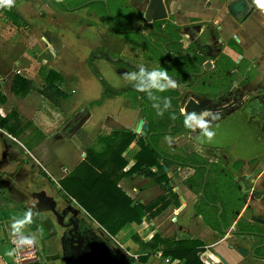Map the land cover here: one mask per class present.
<instances>
[{"label": "flooded vegetation", "instance_id": "obj_1", "mask_svg": "<svg viewBox=\"0 0 264 264\" xmlns=\"http://www.w3.org/2000/svg\"><path fill=\"white\" fill-rule=\"evenodd\" d=\"M108 1L113 3L118 13L116 25L121 28L117 31L104 19L108 22H105L107 36L116 37L118 50L122 52L121 58L112 62L130 63L123 58L127 41L131 42L128 45L134 51H145L148 55L147 61L141 53L134 60V74L139 81L129 88V91L141 94L135 99L139 101L143 98V103L150 109L140 112H151L156 125L163 121L165 113L173 115L169 134L167 131L155 132L148 139L147 130L144 138L148 142L152 139V143L158 145L163 138L169 137V142H176L175 151L183 152L173 154L169 159L172 162L169 168L171 206L176 208L173 189L179 172L183 173L182 185L192 196V201L184 210V219L181 221L176 217L172 223L171 227H176L173 239L200 242L204 245L202 254L207 250V243H245L248 245L247 250L243 248L245 257L254 264H264V94L242 91L232 75L222 79L213 74L202 79L197 76L200 71L195 66L201 69L198 65L206 61L202 52L205 31L201 28L192 30L197 31L191 38L194 51L183 48L185 30L176 24V17L182 12L184 0H163L166 16L162 19H158L154 9L149 11L151 0H93L91 4L105 5ZM81 5L77 10L90 3ZM61 9L64 11L63 7ZM144 63L154 64V70L166 72L167 77L153 82L151 74L142 70ZM182 63L185 70L177 74L182 75L180 86L184 91L181 92L180 88L174 92L166 83L175 81L171 78L176 72L173 68ZM150 83L144 90L145 85ZM139 85L143 87L142 92L137 90ZM149 89L147 94L145 91ZM187 91L198 98L199 104L195 106L191 99L188 109L180 110L179 103L189 99L188 95L184 98ZM125 92L126 89L121 95ZM220 92L222 95H219ZM111 95L107 93V97ZM178 98L179 101L176 100ZM83 118L84 114L70 120L71 125L63 132L65 139L77 132L73 130ZM213 133L215 135L211 136ZM7 146L9 139L0 134V195L9 196L12 192L17 198L23 196L22 203H28L30 200H26L27 195L21 189L29 188L34 192V199L36 195L41 197L37 203L43 206L44 212L52 213L50 208L55 211L60 224L62 234L58 244L61 251L53 256L45 254L43 261L40 260L42 264H55L56 256H59L61 264H130L127 257L111 244L108 245L110 253L105 250L104 235L96 231L69 200L51 188L42 169L29 158L18 155L20 162L15 173L9 174ZM193 228H198V233H194ZM240 248L235 250L239 257Z\"/></svg>", "mask_w": 264, "mask_h": 264}, {"label": "crops", "instance_id": "obj_2", "mask_svg": "<svg viewBox=\"0 0 264 264\" xmlns=\"http://www.w3.org/2000/svg\"><path fill=\"white\" fill-rule=\"evenodd\" d=\"M92 1L84 0L83 4H91ZM45 2L48 3V0H42L40 4H44ZM51 2L53 1L51 0ZM238 2L244 3L243 12L234 13L231 8ZM13 6H16L15 1L12 4V8ZM83 6H85L82 7L84 8V10H80L87 11V13L91 14L95 13L96 16L101 15L99 13L97 14V11H90L88 8H86L88 5ZM181 9L182 12L180 13V15L175 17L177 18L176 24L185 30V34H183L185 45L183 47L184 49L194 51L195 46L193 47L191 38H193L192 34L196 33L197 31L192 32V30H194L195 28H201L202 31H205V40L203 41L204 49L202 52L205 54L206 61L202 65H198L196 63L198 67L201 68L198 69L197 66H195L196 69L200 71L199 75L197 76L202 79L213 74L214 76H219L222 79L228 75H232L233 80L237 82L238 87L242 91L245 90L253 92L255 94H264V10L260 9L256 4H254L253 0H184ZM75 11L78 12L79 9L72 10L68 13L74 15L76 13ZM68 13L65 9L63 12H61V14L64 15H67ZM15 16L17 17V19H19L16 13ZM13 19L14 18H9V7L5 9L4 13L0 12V94L5 99V103L3 105L0 104V116L2 118H9L10 115L15 112L19 114V120L24 121V115L26 113L28 115L30 111L26 109L15 110L13 107H11L14 103L9 98V92L11 93L10 87L14 77L17 76L23 78L24 80L30 82V86L32 87L33 80L37 77L39 78V76L42 75L43 81H41V85H44L45 82V88L48 86L47 77L49 73L54 72L61 78V82L58 84L56 83L55 85L64 94V97L59 98L56 101V104H58L61 100L69 99L73 95L78 98L79 91L78 89H76L74 93H66L63 90L62 86L65 84V80L62 74V70L65 67H63L62 64H55V68H52V66L50 65V61H54V59L58 57V51L53 47V44L44 37V34H47V32L42 33L35 27L29 28L28 25L24 28H18L17 23H14ZM9 23L18 30L15 29L13 31V29L9 28ZM86 29L91 30L93 28ZM104 29H106L105 26ZM56 34H59V32L55 33V35ZM77 35H81V40L79 42H81L85 38L83 36L84 33L82 32ZM60 36H63L62 33H60ZM77 38L78 37H75L73 39L67 38L68 40H70V46L63 47V49L66 48V52H70L66 53L69 56L66 55L65 60H63L65 62H69L70 66L78 63L79 60L78 58H75V56L78 55L77 53H79L80 50H82L75 47V41ZM38 42L43 46L46 45L44 48V52L38 51ZM47 49L50 51H48ZM31 51L34 52L36 56L32 57L30 54ZM183 67V63L178 64L175 68H173V70L174 72L176 71V74L178 71L181 73L185 70V68ZM212 67H214L213 70L211 69ZM203 68H207V70L204 71ZM175 73L171 77L175 79V81L171 80L170 83H166V86L169 85L171 91L174 92L177 91V89L181 88V92H183L184 90L180 86V83L183 80L182 75L181 77L178 76L179 74L175 76ZM118 74H120L119 71ZM94 79H92V81L98 82L100 91L97 87H93L91 84V87L93 88L91 92L93 93L94 90L95 93L98 90L100 95V93H102V83L100 81L102 80V78ZM135 81L136 79L134 78V82ZM91 87L86 88V91H88ZM142 88L143 87L139 85L137 87V90L142 92ZM76 92H78V94ZM121 94L122 93L120 92L112 94L111 97H107V99H105L102 103L101 98V101L98 102V98L91 100L90 105H94L92 107H94L95 110L93 108L88 109V107L83 108L76 112L72 117H69L68 115V113H71L72 111L55 110V114L57 115V117H55L54 119L55 124L58 122L60 123L61 119L63 118L65 123L63 125V122L60 123L62 127L59 125V123L55 128L51 124H48L49 126H47V121L45 120V118L42 119V116H46V112H42V110H39L38 122L42 121V124H40V129H33V133H26L25 135V132L31 127L30 123L28 122L23 127L15 128V137L9 135L7 131L0 129V134L9 139V146H7L9 147V150L7 152V154L9 153V174L15 173V170L20 162L18 159V155L22 154L23 156H27L34 164H37L42 169L44 174L56 186H58L59 182L65 179L75 167L83 162L86 157L87 151L93 150L96 153H102L106 147L103 140L105 138L112 137L113 133L122 130L131 132L137 137L136 140L122 155V159L127 163V167L123 172H128L135 165L136 157L141 152L137 141L140 139L144 140V138L146 137V135L141 136V130L140 132L137 131L139 122L143 121L144 124L147 125L148 130V121H145L144 119L138 120L139 114L141 112L139 113L140 110L137 111V109H134L133 105H131L130 103L135 100L137 96L141 97V94H135L133 93V91H127L123 95ZM185 94L184 98H187L188 95L189 99H183V101L179 103L180 110L188 109L187 104L191 101V99H193L192 104L198 106V98H196L193 93L187 91ZM219 95H222V92H220ZM173 101H175V99H173ZM116 102L118 103L117 109L110 110L112 106L116 105ZM29 105L30 103H27L28 108ZM83 114L84 117L86 116V120L79 127L80 131L77 132L75 136L79 135V133H81L83 129L88 126H91V128L98 127L99 131H102L103 136L98 138L94 145L92 144L90 146L86 144L89 139L88 136L81 139L80 143H83L82 146L84 144L86 145L84 149L85 151H83L84 153H82L83 157L81 160L77 158V149L74 150V153L72 152L73 155L67 153V151L63 149H57L58 151L55 149V151L53 152L49 151L50 153H53L52 156L54 158V161L50 159L51 155L49 156V153L44 150V153L42 152L40 154L41 161L44 163V165H42L39 160H37L34 155H32L29 150H26L24 146H22L20 141L17 140V138L20 137L23 138L24 141H27V143L29 142L33 154L35 153V150L41 147H45L46 143L52 140L55 136L53 130H57L60 127V133L62 136L61 138L63 140H70L73 136L71 138L65 139L63 132H66L67 128L71 125L70 120L73 121ZM148 115H150V113ZM109 122H113V126H110ZM43 123L45 124L43 125ZM9 124L10 126H13L12 121H10ZM47 127L50 128L48 129ZM169 129L170 127L168 128L167 132L169 131ZM21 130L24 131L21 132ZM93 130L94 129H91V131ZM96 131L98 132V130ZM37 134L40 136L38 142L34 141L33 139V137H35V135ZM175 144L176 142L171 143L169 142V137H166L161 140V143L156 145L158 150L161 149L164 152L162 153L160 151L163 155L160 154L159 156V164L161 166L160 172H162V174L160 175H165L164 177L167 179L166 181H163L161 184L158 183L157 178L159 176L157 177L156 168L147 170L149 171L148 173L155 175L153 177L148 176V173L139 171L128 175L119 181L118 187L133 201V205L139 204L142 206H148L151 203L155 202L157 199L163 197L165 194H170L171 189L169 186V180L171 179V175L169 168L170 166H172V162L169 159L173 154H177L174 152L176 149ZM165 147L166 149L168 148V151H164ZM65 160L66 165L63 166ZM182 178L183 173L179 172L175 188L173 189V193L175 194L177 201H179V207H176L174 209L171 206V200L169 196L170 206L161 216L154 220L155 223L154 221L149 222L144 218L141 225L130 224L124 227L126 229L131 228V234H125V229L123 228L116 236L110 238L115 241L122 249L123 245L119 244L117 241V238L119 236L129 238L128 241L131 240V238H134V240L137 241L138 237L135 234H138L141 237H144L143 239H139L138 242H141V244H145L150 242L156 234L160 235L158 230L154 231L153 229H151L148 231L147 229H149V227H155V224H158V221L161 219V217L170 213L169 226L172 225L176 217L182 221V219H184V210L186 209L187 204L192 201V196L185 190L184 186L182 185ZM43 194L45 195V192ZM0 203H6L2 205L0 204V210H7L6 216L9 217V210L15 213V217L13 220H9L8 218L9 222L7 226H4L3 224L0 226V264H14L17 246H24V248H26V245H34L31 240V235H29L28 233L30 227H32L29 225L28 217L30 215L34 219L35 215H33V213H31V211L26 208L25 205L18 204L15 200H13L10 195H0ZM2 221H4V218ZM172 229L176 230V227ZM197 230L198 228H193L194 233H198ZM142 232L144 233L142 234ZM178 235L181 236V233L179 232ZM205 246L207 250L203 255L201 254L202 258H200L201 261L205 264H220L221 261L219 257L224 259L227 264H254L246 257H239L235 252V250L240 247L247 250L248 245L245 243L229 244L225 241H222L216 244L207 243L205 244ZM125 254L132 256L130 252H127ZM160 263L183 264L181 262H172L170 259H164L160 253L151 255L146 264Z\"/></svg>", "mask_w": 264, "mask_h": 264}, {"label": "rangeland", "instance_id": "obj_3", "mask_svg": "<svg viewBox=\"0 0 264 264\" xmlns=\"http://www.w3.org/2000/svg\"><path fill=\"white\" fill-rule=\"evenodd\" d=\"M14 1H15L16 6H13V9L16 11L15 13L18 15L19 19H16L13 22L17 23L18 28H24L25 26L28 25L29 28L35 27L39 29L42 33L47 32V34H44L45 35L44 37L48 39L53 44V47L56 48V50L58 51V57L54 59V61L51 60L50 65L52 66V68H55V64H59V65L62 64L63 67H65L62 70V74L65 80V84L62 86L63 90L66 93H71V92L74 93L76 89H78L79 91L78 98L75 95H73L69 99L61 100L56 105H51L45 100H43L42 97L40 96V91L45 86V82H44V85L43 84L41 85V81H43L42 79L43 77L41 75L39 76V78L37 77L33 80V83H32L33 85L32 87L30 86L29 92L26 93V95L13 96L9 92V98L14 103L11 107H13L15 110H25L26 109L30 111L28 115L27 113L24 115L25 116L24 121H21L19 119L11 120L12 125L15 128L23 127L24 125H26L27 122L30 123L31 127L25 132V135L26 133H31V132L33 133V129H40V124H42V121L38 122L39 110H42V112L43 111L46 112V116H42V119L45 118V120L47 121V126H49L48 124H51L55 128L57 127L59 123L58 122L55 124L54 119L55 117H57V115L55 114V110L72 111L71 113H68L69 117H72L76 112H78L79 110L83 108L88 107V109L93 108L95 110V108L92 107L94 105L92 104L90 105L91 100L98 98L99 99L97 100L98 102V101H101L102 99L101 101L102 103L105 99H107V92L116 94L118 92L121 93L122 91H124V89H126L129 92V88L133 84L134 78L136 79L135 82L139 81V79L134 74L133 64H134V60H137L139 58L138 55H140V53L143 56L144 61L149 60L147 59L148 55L146 54L145 51L140 52V53L139 51H134V49L130 48V46L128 45L131 42L127 41L128 43L126 46V50L124 51L125 55L123 58L127 59L130 63L122 64L121 61L112 62L115 59H120L121 58L120 55L122 54V52L118 50L116 37L112 35L107 36L108 32L106 29H104V26L106 27L105 22L108 21L109 24L112 25V27H115L117 29V31L121 30L120 26L116 25V19L118 18L117 17L118 13L114 9V6H112L113 3L111 1H108V3L105 5L98 4V3H92L86 7L90 11H95V12L100 11L101 15H97V16L95 15V13L91 14V13H87V11H83L84 8L83 10H79L78 12L75 11L76 13L74 15H71L68 13L72 10H75L81 7L82 6L81 4H83L84 0H55V1L52 0L53 2H51V0L50 1L48 0V3L45 2L44 4H40L42 0H13V2ZM61 7H63L67 11L68 13L67 15L61 14V12H63V10H61ZM104 19H106L107 21H104ZM9 28L13 29V31L16 29L10 23H9ZM86 28H89V29L93 28V29H91L92 30L91 31ZM103 29L105 30V34H104ZM57 32H59V34L55 35V33ZM81 32L84 33L83 36L85 38L81 42H79L81 40L80 39L81 35H77V34ZM60 33H62L63 35L62 37L60 36ZM75 37H78L75 41L76 42L75 47H77L78 49H82V50H80V52L77 53L78 55L75 56V58H78L79 60L78 63L73 66H70L69 62L63 61L65 60L66 55L69 56L66 53H70L68 51L66 52L65 50L66 48L63 49V47L70 46V40H68L67 38L73 39ZM45 46L46 45L43 46L41 43L38 42V45H37L38 51L44 52ZM30 54L32 57L36 56V54L32 51L30 52ZM154 69H155V65L154 64L150 65L149 63H146L144 67H142V70L147 72L148 74L153 73L155 71ZM118 70L121 71L120 74H118ZM94 78H97V79L102 78V80H100L102 83L101 84L102 93H100V95H99L100 88H99L98 82L92 81V79ZM91 84L93 87H97L99 91L97 90L94 93V90H93V93H94L93 94L91 92L93 89L91 87ZM151 84L152 83L146 84L144 87V90L147 89V85H151ZM88 87H91V88L88 91H86V88ZM152 88L156 89L157 86L155 87L153 86ZM145 92L149 94L150 89L149 91H145ZM76 93L78 94V92ZM143 101H145L143 98L142 100H139V101L135 99L130 103L131 105H133L134 109H137V111L138 110H150L149 107H146ZM27 103H30L29 108L27 107ZM117 107H118V103L116 102V105L112 106L110 110H116ZM156 111L158 114H162L160 110H156ZM148 114L149 112L148 113L141 112L139 114L138 120L144 119L145 121H148ZM17 115L19 116V114ZM60 123H62V125L65 123L63 118L61 119ZM44 124L45 123H43V125ZM109 125L113 126V122H109ZM61 127L57 130L55 129L56 131L53 130V133H55V136L53 137V139L48 141L45 147H41L35 150L34 154L30 148L29 142L27 143V141H24L23 138H20V137H18L17 140L20 141L22 146H24L26 150H29L30 153H32V155H34V157L37 160H39V162L42 165H44V163L41 161V158H40V154L42 152L44 153V150H46V152L49 153V156L51 155L50 159L54 161V158L52 156L53 153H50V152L55 151V149L56 150L63 149L67 151V153H70V154H72V152L74 153V150L77 149L76 150L78 152L77 158L81 160L83 157L82 153H84L83 151H85L84 149L86 146L85 144L82 146L83 143L82 144L80 143L81 139L83 137L88 136L89 139L86 142V144L90 146L92 144L94 145L95 142L98 140V138L103 136L102 131H99L98 127L91 128V126L90 127L88 126V127H85L83 131L79 133V135L75 136L77 132L80 131V129L73 135V137L70 140H63L61 138L62 136L60 133ZM91 129H94V130L91 131ZM96 130H98V132ZM37 135H35L33 139L34 141L38 142L40 136L39 135L37 136ZM170 139H173V137H171ZM165 149L164 151H168V148L166 150ZM159 151L164 153L163 150L161 149H159ZM174 152L177 154L183 153L181 150H177ZM25 158H28V157L26 156ZM64 165H66V160L63 166ZM160 174H162V172H160V170H157V177L158 176L160 177L161 176ZM24 183H27V181ZM20 188L21 187H19V189ZM31 191L32 190L29 188L25 189L22 187L21 189V192L24 195H27L26 200L28 199L30 200L28 201V203H22L21 197L23 196L21 197L18 196L19 198H17L14 194H12V192H9V195L18 204L21 203V205H25L26 208L28 209L29 207L30 208L32 207L31 210L30 209L29 210L31 211V213H33V215H35V218L33 219L30 215L29 217L27 216L29 218V221H28L29 225L32 226L30 227V230L28 231V233L29 235H31V240L34 243L36 251L38 252L39 259L43 261L45 254L50 253L53 256V254L59 253L61 251L59 249L58 242H59L60 235L62 234V231L59 229L60 224L57 220V217H55L54 212L53 213L44 212L42 210L43 206L37 203V200L41 197H39V195H36L34 199L32 195L34 192H31ZM41 194H42V191L40 193V196ZM48 199L49 198L47 197L46 200ZM0 204L2 205L6 203H0ZM75 207L78 210H80L77 206ZM46 210H49V209H46ZM50 211H52L51 208H50ZM6 212L7 210L6 211L0 210V226L2 224L4 226H7L9 220H13L15 217L14 216L15 213L13 211L9 210V217L6 216ZM81 213L84 215V212L81 211ZM169 214L161 217V219L158 221V224L157 223L155 224V227H149V229L147 230L148 231L151 229H153L154 231L158 230V232L160 233L159 236L162 239H173L172 234H174V232L171 226H169ZM22 217H25V216H22ZM3 218H4V221H2ZM88 222L92 224V226H96L95 222L91 220ZM47 224H49L50 227ZM124 229H125V234L129 235V233L130 234L132 233L131 228L130 229L124 228ZM96 231H99V233L103 234L106 239L107 238L108 240L110 239L111 245L115 249H118L121 254L124 255L125 253L130 252L133 257L125 254L124 256H126L127 259H137L139 256H141L140 254L146 253L145 250H143L142 248L141 242H138L139 239L141 238L143 239L144 237H141L138 234H135L138 237L137 241H135L134 238H131V240L128 241L129 238L119 236L117 238V241L119 244L123 245V249H122L119 247V245L115 241H113L103 231L102 228H99ZM143 233L144 232H142V234ZM53 234H55V236ZM180 237L181 236H179L178 238ZM121 249L124 250L125 252L122 251ZM202 255L200 256V258H202ZM41 261H40V264H42ZM201 263L205 264L202 261Z\"/></svg>", "mask_w": 264, "mask_h": 264}, {"label": "trees", "instance_id": "obj_4", "mask_svg": "<svg viewBox=\"0 0 264 264\" xmlns=\"http://www.w3.org/2000/svg\"><path fill=\"white\" fill-rule=\"evenodd\" d=\"M7 7H0V12L4 13ZM15 11L9 7V18H15ZM61 78L54 72L47 77L48 86L40 91V95L45 101L54 105L64 94L55 85L60 83ZM30 82L20 77H14L10 91L15 96H24L29 92ZM1 89V86H0ZM5 99L0 94V104H4ZM173 115L165 113L163 121L159 125L154 123L152 114L148 115V135L155 132H165L171 126ZM18 120V115L13 112L9 118L0 116V129L8 132L9 135L16 136L15 127L10 126V121ZM9 125V126H8ZM24 130H21L23 132ZM136 135L122 130L112 134V137L105 138V149L102 153L93 150L86 152V157L72 172L56 186L46 175L47 182L51 188L63 198L69 200L73 206L76 202L78 210L84 212L82 216L93 221L109 237L116 236L126 225H141L143 219L152 222L161 216L170 206L167 193L148 206L133 205V201L118 187L119 181L133 173L143 171L148 173V169L156 168L161 170L159 156L162 154L155 143L140 139L137 141L141 152L136 157L135 165L128 171L123 172L127 163L122 159L123 153L136 140ZM163 155V154H162ZM148 176H155L148 173ZM162 175L157 178L161 184L167 179ZM60 186V188H59ZM176 207L179 202L176 199ZM52 213L55 211H51ZM49 226V224H47ZM50 227V226H49ZM60 228V226H59ZM55 236V234H53ZM110 239H106L107 247L110 246ZM109 245V246H108ZM203 244L195 241H180L175 239H162L156 234L153 239L143 244L145 254L137 259H128L130 264H146L149 257L160 252L164 259L183 264H202L200 255L204 252Z\"/></svg>", "mask_w": 264, "mask_h": 264}, {"label": "water", "instance_id": "obj_5", "mask_svg": "<svg viewBox=\"0 0 264 264\" xmlns=\"http://www.w3.org/2000/svg\"><path fill=\"white\" fill-rule=\"evenodd\" d=\"M243 5L244 3L243 2H238L236 3L235 5L232 6V11L234 13H241L243 12ZM149 11L151 12L152 9H154V11L157 13V17L158 19H162L166 16L165 14V8H164V4H163V0H151V3H150V7H149ZM150 15H148V18H149ZM179 101V98L176 99ZM175 100V101H176ZM178 111H175V113H177ZM86 120V116L75 126L74 128V132L76 130L79 129V127L85 122ZM174 121V119L172 120ZM141 130V132H140ZM138 132H140L141 136H145L146 135V132H147V125L144 124L143 121H140L139 122V125H138V129H137ZM167 134H169V131L167 132ZM151 135L148 136V139L150 138ZM73 206H76V203H73ZM95 229H99V226L96 225V226H93ZM106 251H108L110 253V248L106 246ZM238 254L242 257H245L246 256V251L243 249V248H240L239 251H238ZM56 259L57 261L55 262V264H61V261H59V256H56ZM221 263L223 264H227L225 262L224 259H222L221 257H219ZM49 260V258H47V261Z\"/></svg>", "mask_w": 264, "mask_h": 264}, {"label": "built area", "instance_id": "obj_6", "mask_svg": "<svg viewBox=\"0 0 264 264\" xmlns=\"http://www.w3.org/2000/svg\"><path fill=\"white\" fill-rule=\"evenodd\" d=\"M24 246H17L14 264H40L38 252L33 244Z\"/></svg>", "mask_w": 264, "mask_h": 264}, {"label": "clouds", "instance_id": "obj_7", "mask_svg": "<svg viewBox=\"0 0 264 264\" xmlns=\"http://www.w3.org/2000/svg\"><path fill=\"white\" fill-rule=\"evenodd\" d=\"M253 3L256 4L260 9L264 10V0H253ZM13 0H0V7H11ZM167 77V73L163 71H154L151 73V79L153 82L159 81L160 78ZM214 136L215 134H210Z\"/></svg>", "mask_w": 264, "mask_h": 264}]
</instances>
